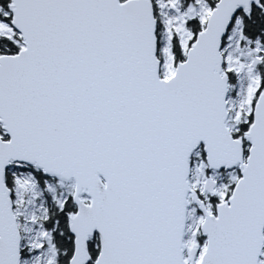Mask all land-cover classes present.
I'll list each match as a JSON object with an SVG mask.
<instances>
[{"label": "snow or ice", "instance_id": "1", "mask_svg": "<svg viewBox=\"0 0 264 264\" xmlns=\"http://www.w3.org/2000/svg\"><path fill=\"white\" fill-rule=\"evenodd\" d=\"M0 264H264V0H0Z\"/></svg>", "mask_w": 264, "mask_h": 264}]
</instances>
